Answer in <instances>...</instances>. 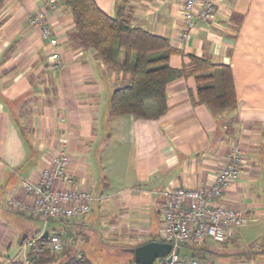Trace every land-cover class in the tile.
I'll return each instance as SVG.
<instances>
[{
	"label": "crops",
	"instance_id": "crops-1",
	"mask_svg": "<svg viewBox=\"0 0 264 264\" xmlns=\"http://www.w3.org/2000/svg\"><path fill=\"white\" fill-rule=\"evenodd\" d=\"M94 1L109 16L168 39L172 68L189 69L190 56L228 66L235 105L210 108L199 100L195 78L180 75L167 84V109L158 118L110 116L111 93L129 82V73L77 38L64 1L54 0L50 8V0H0V264H21L27 252L29 230L18 216L31 217L10 198L27 197L20 179L35 181L60 147L71 157L61 186L87 190L92 200L89 211L74 216L60 234L69 242L38 264H59L74 254L93 264H131L129 249L162 241L166 190L208 185L233 147L242 151L241 173L220 203L246 210L249 223L262 227L264 0H214L211 17L185 38L183 0ZM38 9L47 10L58 36V66L28 22ZM249 223L224 242L184 245L183 256L264 264L263 234L256 229L259 234L248 235L243 228ZM46 226L34 233L49 234Z\"/></svg>",
	"mask_w": 264,
	"mask_h": 264
},
{
	"label": "built area",
	"instance_id": "built-area-1",
	"mask_svg": "<svg viewBox=\"0 0 264 264\" xmlns=\"http://www.w3.org/2000/svg\"><path fill=\"white\" fill-rule=\"evenodd\" d=\"M50 3V8L54 7V0H50ZM181 3V36L185 38L198 21L211 17L214 0H183ZM28 22L38 28L40 38L51 47L52 65H60L57 50L59 39L47 19V10L34 11ZM70 158L66 149L60 147L52 155L49 164L40 170L35 181L20 179V187L27 197L10 198V204L31 218L43 220L44 225L49 219L74 218L87 213L92 200L91 193L61 186L62 182L67 181L65 172ZM241 167L242 151L233 147L227 152L224 164L215 172L208 185L185 188L176 186L166 190L165 199L160 204L162 241L169 243L171 250L166 256L156 258L154 264H212L195 256H183L180 249L184 245L202 244L207 238L224 242L234 230L249 223L252 219L249 212L220 203L229 184L239 179ZM68 242V236L49 233L45 237L44 230H41L24 239L23 245L27 252L21 264L33 263L38 254L45 250L59 252Z\"/></svg>",
	"mask_w": 264,
	"mask_h": 264
},
{
	"label": "trees",
	"instance_id": "trees-1",
	"mask_svg": "<svg viewBox=\"0 0 264 264\" xmlns=\"http://www.w3.org/2000/svg\"><path fill=\"white\" fill-rule=\"evenodd\" d=\"M63 1L73 17L77 38L92 47L105 63L129 73V82L111 93L108 105L110 116L131 114L141 118H158L167 109V84L180 75L195 78L198 98L210 108L235 105L228 66L190 56L189 69L172 68L168 58L174 49L168 39L131 26L126 19L109 16L94 0ZM53 253L45 250L38 254L34 262H48L52 260ZM59 264L93 263L85 256L74 254Z\"/></svg>",
	"mask_w": 264,
	"mask_h": 264
},
{
	"label": "rangeland",
	"instance_id": "rangeland-1",
	"mask_svg": "<svg viewBox=\"0 0 264 264\" xmlns=\"http://www.w3.org/2000/svg\"><path fill=\"white\" fill-rule=\"evenodd\" d=\"M21 219V224H25L27 225L28 228V236L31 237L33 236V234H35V230H40L42 228H45L46 225H44V221L43 220H38V219H33V218H28L22 214H20V216H18ZM73 217L68 218V219H49V221H47V226L46 229L49 230V233H53L56 232L58 234H63V232H65L64 230L69 228V222H72ZM257 224L254 223H249V225L245 226L243 228V230L248 231V235H252V234H259L262 233L263 237H264V231H262V227L264 228V225L261 227V225L256 226ZM44 226V227H43ZM258 229L259 233L255 230ZM197 246V245H196ZM184 247V246H183ZM181 248V255L184 254L185 249ZM34 264H38V263H34Z\"/></svg>",
	"mask_w": 264,
	"mask_h": 264
},
{
	"label": "water",
	"instance_id": "water-1",
	"mask_svg": "<svg viewBox=\"0 0 264 264\" xmlns=\"http://www.w3.org/2000/svg\"><path fill=\"white\" fill-rule=\"evenodd\" d=\"M47 234V231H45L44 236L46 237ZM24 236H22L21 241L24 239ZM129 250L133 255L135 264H153L156 258L164 257L169 253L171 245L164 241L153 240Z\"/></svg>",
	"mask_w": 264,
	"mask_h": 264
}]
</instances>
